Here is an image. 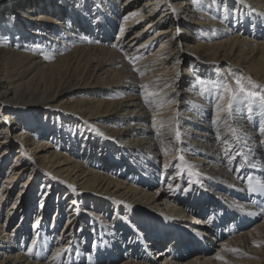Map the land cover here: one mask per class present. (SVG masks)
Wrapping results in <instances>:
<instances>
[{"label":"bare ground","instance_id":"bare-ground-1","mask_svg":"<svg viewBox=\"0 0 264 264\" xmlns=\"http://www.w3.org/2000/svg\"><path fill=\"white\" fill-rule=\"evenodd\" d=\"M211 4L0 0V264H264V0Z\"/></svg>","mask_w":264,"mask_h":264},{"label":"snow or ice","instance_id":"snow-or-ice-1","mask_svg":"<svg viewBox=\"0 0 264 264\" xmlns=\"http://www.w3.org/2000/svg\"><path fill=\"white\" fill-rule=\"evenodd\" d=\"M193 2L199 3L200 0H193ZM240 2H242V0H240ZM213 5H215L219 10L221 8V6L224 5V0H219V3L217 2V0H212V4L209 5V7H211ZM223 10L225 12L229 11L226 8V6L223 7ZM173 11H175V10L173 9ZM231 11L235 12V11H237V9H232ZM261 15H264V13H262ZM177 31L179 32V29ZM113 46H115V45H113ZM141 47H143V46H141ZM53 58H54V56H47L46 57V59H53ZM130 59H132L134 61L136 59V57H131ZM134 70L139 72V69H134ZM198 83L203 84L204 81L201 79L198 81ZM235 83H236L235 89L229 84H223V85H216L215 86L217 89L221 90L224 93H231V96H230V99H229V102L227 105V114L229 116L232 115L233 105L238 99H240V100H243L246 102V112H247L249 118H251V115L253 113V105L254 104H258L259 109L261 110V114L264 115V90H261V86L255 85V88L257 90H251L249 87H246L245 84L240 79H237ZM250 83H254V82L250 81ZM139 87L141 89H147L148 85H140ZM173 91H175V90H173ZM152 95H155V93H152ZM219 99L223 100L224 96L223 95L219 96ZM216 107L219 108L220 106L217 104ZM177 115H179V113H177ZM93 130L97 131L101 136L104 135L102 132H99L98 129H93ZM259 131L262 135H264V125L260 126ZM174 138L177 142L182 143L181 132L179 130L178 124H177L176 130H175V133H174ZM237 138L239 139V136H237ZM260 143L264 144V141H261ZM237 155L244 157L243 153H237ZM235 159H236V156H229L230 161L235 160ZM180 160H184V157L181 156ZM246 163H247V158L244 157V160H243V163L241 164V167H244V165ZM246 181H247V191L250 194V196L256 195V194L264 195V180H257L254 183V177L252 175H248L246 177ZM237 207L241 208L242 210L247 211V209H245V207L243 205H237ZM247 214H249V215L264 214V207L261 208V212H259V213L248 211ZM80 230L82 231V229H80ZM32 245L34 248L36 245L35 240L32 241ZM29 251L31 252L32 248H30ZM70 251H71L70 248H64V249L58 250L55 253L54 259H62V257ZM233 251H235V250H233Z\"/></svg>","mask_w":264,"mask_h":264},{"label":"rangeland","instance_id":"rangeland-1","mask_svg":"<svg viewBox=\"0 0 264 264\" xmlns=\"http://www.w3.org/2000/svg\"><path fill=\"white\" fill-rule=\"evenodd\" d=\"M198 4H199V3H198ZM247 4H248V2H247ZM238 17H239V16H238ZM187 54H188L189 56L192 55V53H187ZM187 68H189V67H187ZM200 80H201V79H200ZM241 81H242V80H241ZM235 82H236V80H235ZM242 82H243V81H242ZM243 83L245 84V82H243ZM235 84H236V83H235ZM245 86L248 87V85H246V84H245ZM234 87L236 88V85H235ZM249 88H250V87H249ZM250 89H251V88H250ZM251 90H252V89H251ZM64 221H65V220L62 221V224L64 223ZM62 224H61V226H62ZM215 239H216V238H215ZM253 260H254V259H253Z\"/></svg>","mask_w":264,"mask_h":264}]
</instances>
